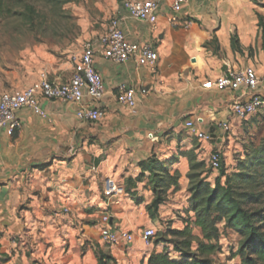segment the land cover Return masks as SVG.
<instances>
[{"label": "crops", "instance_id": "0c3cea01", "mask_svg": "<svg viewBox=\"0 0 264 264\" xmlns=\"http://www.w3.org/2000/svg\"><path fill=\"white\" fill-rule=\"evenodd\" d=\"M171 15L163 1L154 27L130 19L119 8L125 37L138 46L151 45L158 53V66L153 73L133 60L115 64L98 54L95 65L105 95L98 102L85 98L84 104L100 109L101 121L82 122L78 105L39 97L44 115L24 108L18 113L17 130H0L2 264H100L102 255L109 257L105 264H149L152 254L173 252V246L153 239L147 245L143 239L154 222L146 210L154 196L148 173L138 181L141 163L153 156L164 161L190 149L207 162L215 150L223 160L234 150L244 151L239 140L243 122L251 118L239 119L231 107L236 100L247 102L258 95L263 101L260 111L264 109V33L258 19L264 18V0H196L176 13L182 22H190L187 28L172 25ZM248 68L261 80L253 92L205 88L227 69ZM62 69L56 64L35 74L19 90L38 84L42 76L69 81L72 73L62 74ZM123 85L137 89L133 109L117 102ZM187 121L213 141L199 140L186 129ZM171 170L180 174V189L169 192L154 223H165L181 210V199L186 201L184 219L194 218L188 212L187 158L180 157ZM109 179L118 188L112 196L105 194ZM105 214L112 229L133 235L131 243H103ZM184 227L183 220L170 228Z\"/></svg>", "mask_w": 264, "mask_h": 264}, {"label": "rangeland", "instance_id": "374dc122", "mask_svg": "<svg viewBox=\"0 0 264 264\" xmlns=\"http://www.w3.org/2000/svg\"><path fill=\"white\" fill-rule=\"evenodd\" d=\"M123 1L0 0V97L4 93L19 92L27 78L48 71L56 64L63 67L62 74L73 75L86 42L106 32ZM243 125L245 131L239 143L244 151L234 150L224 160L227 176L236 172L237 162L244 159L246 149L264 144V109L244 121ZM192 144L198 145L196 141ZM200 160L207 163L203 177H209L214 183L220 172L213 170L206 160ZM222 181L224 183L226 177ZM181 202V210L174 212L165 223L153 222L152 229L156 233L153 240L156 241L158 235L176 221L183 222L186 201L181 199ZM224 223L219 225L221 251L212 258L218 264H236L239 258L232 257L241 243L240 236L227 229ZM4 262L0 258V264Z\"/></svg>", "mask_w": 264, "mask_h": 264}, {"label": "built area", "instance_id": "2783aa9c", "mask_svg": "<svg viewBox=\"0 0 264 264\" xmlns=\"http://www.w3.org/2000/svg\"><path fill=\"white\" fill-rule=\"evenodd\" d=\"M165 1L172 15L169 22L175 26L189 27L190 22H182L177 16L181 9L195 2L196 0H124L122 9L128 17L134 21L148 23L156 26L162 3ZM124 17H113L106 29V32L86 42L77 62V70L72 78L64 83L51 81L48 77L42 76L40 82L23 91L4 93L0 97V130L14 132L21 124L18 113L24 108L35 109L39 114L44 112L39 106V97L47 101H63L78 105L80 108L77 117L85 123H97L104 117V113L98 109L84 104L85 98L91 101H101L105 95L104 82L96 69L95 58L102 55L107 61L115 64H123L133 60L138 66L147 67L153 73L157 71L158 53L148 44L135 45L124 35L122 24ZM261 80L253 69H227V71L215 82L207 83L205 88L217 91H247L253 92L259 86ZM145 93V92H143ZM137 89L135 87L121 86L117 95V102L126 108L133 109L137 105ZM263 106L260 96L253 95L247 102L236 100L231 110L241 120H248L256 115ZM186 129L193 133L199 140L212 142L213 137L207 133L197 132L192 121H187ZM227 129V124L221 125ZM208 163L215 171L222 166V155L215 150L208 158ZM118 191L116 184L110 179L107 180L105 194L115 195ZM101 239L107 246H114L121 242L131 243L133 235L123 230H114L110 227L111 218L103 215L101 218ZM154 229H147L143 233V239L148 245L155 237Z\"/></svg>", "mask_w": 264, "mask_h": 264}, {"label": "trees", "instance_id": "16d2710c", "mask_svg": "<svg viewBox=\"0 0 264 264\" xmlns=\"http://www.w3.org/2000/svg\"><path fill=\"white\" fill-rule=\"evenodd\" d=\"M258 19L264 33V18L258 15ZM232 41L236 48V37ZM180 157L187 158L189 163L188 212L194 218L183 219L182 230L169 227L158 235L156 243L172 245L173 252L154 253L149 264H218L212 256L221 251L219 225L223 222L227 229L240 236L241 243L232 257L239 258L236 264H264V144L246 149L244 159L238 160L236 172L230 176L226 175L222 157L220 174L214 183L209 177H203L207 163L198 159L194 149L179 151V156L164 161L153 156L141 163L138 181L148 173L154 198L146 210L154 222L159 219L160 207L167 202L169 192L180 189V174L171 170ZM223 177H226L224 183ZM106 258L109 259L100 256L99 263L105 264Z\"/></svg>", "mask_w": 264, "mask_h": 264}]
</instances>
